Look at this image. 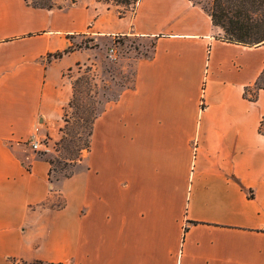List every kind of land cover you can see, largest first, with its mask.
Returning <instances> with one entry per match:
<instances>
[{"label": "crops", "instance_id": "1", "mask_svg": "<svg viewBox=\"0 0 264 264\" xmlns=\"http://www.w3.org/2000/svg\"><path fill=\"white\" fill-rule=\"evenodd\" d=\"M122 10L0 0V264H264V90L243 97L264 44L223 41L191 0ZM80 36L95 48L52 57ZM130 36L151 54L51 181L28 140L60 139L74 69Z\"/></svg>", "mask_w": 264, "mask_h": 264}, {"label": "rangeland", "instance_id": "2", "mask_svg": "<svg viewBox=\"0 0 264 264\" xmlns=\"http://www.w3.org/2000/svg\"><path fill=\"white\" fill-rule=\"evenodd\" d=\"M74 0H28L38 8L54 9L70 5ZM203 8H210L211 0H193ZM123 12L127 10H122ZM222 38L225 37L222 31ZM72 49L95 48V42L89 36H80L72 40ZM110 48L115 49L112 53ZM152 51V41L140 37H116L114 42L107 44V48L96 53H90V62L79 69L75 68L72 77L77 80L76 91L73 92V107L64 112L68 121L64 132L66 140H46L49 152L37 153L51 160V181L63 178L65 174H73L79 167L78 162L89 151L90 123L87 118L92 112L98 115L103 106L116 100L121 92L131 87L134 74V62L137 58L148 56ZM94 52V51H93ZM252 93V91H250ZM64 121V120H63ZM92 130V129H91ZM69 150L68 154L66 150ZM82 149L80 152L79 150Z\"/></svg>", "mask_w": 264, "mask_h": 264}, {"label": "trees", "instance_id": "3", "mask_svg": "<svg viewBox=\"0 0 264 264\" xmlns=\"http://www.w3.org/2000/svg\"><path fill=\"white\" fill-rule=\"evenodd\" d=\"M99 2L110 3L124 10H132L138 0H97ZM193 1V0H191ZM211 7L204 10L209 14L213 24L222 29L225 37L223 41L230 43H237L244 46H256L264 44V0H211ZM36 7L35 5H33ZM72 48L52 55L53 58H60L64 54L70 52ZM77 80L73 81V92L76 91ZM259 90H264V68L257 80L252 86L244 89L243 97L247 101L255 102L257 100V94ZM252 91V93L250 92ZM74 97L72 96L71 101L67 108H72ZM66 108V109H67ZM65 109V110H66ZM65 112V111H64ZM63 113L64 127L68 124ZM97 115L95 112L91 113V116L87 118V123H90L89 137H91L92 124ZM64 127L61 129L62 138L60 143L66 140V132ZM90 146L86 145V149ZM82 149L79 150V152ZM67 153L70 151L67 149ZM52 166L53 162L48 160ZM50 169V174H51ZM72 174H65L63 177H70ZM33 264H53L35 262Z\"/></svg>", "mask_w": 264, "mask_h": 264}, {"label": "built area", "instance_id": "4", "mask_svg": "<svg viewBox=\"0 0 264 264\" xmlns=\"http://www.w3.org/2000/svg\"><path fill=\"white\" fill-rule=\"evenodd\" d=\"M112 52V50H110ZM30 146V149L33 153H47L49 152V148L46 142V139H40L36 137L35 135H32L30 139L27 142Z\"/></svg>", "mask_w": 264, "mask_h": 264}]
</instances>
